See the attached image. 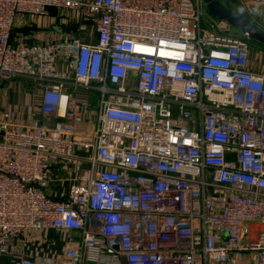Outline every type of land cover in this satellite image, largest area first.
<instances>
[{
    "label": "built area",
    "instance_id": "built-area-1",
    "mask_svg": "<svg viewBox=\"0 0 264 264\" xmlns=\"http://www.w3.org/2000/svg\"><path fill=\"white\" fill-rule=\"evenodd\" d=\"M220 2L264 29V0ZM202 4L0 0V84L40 85L29 122L0 115V254L54 229L79 236L58 260L18 264H226L242 251L264 264V73L248 67L246 34L202 26ZM28 16L90 21L94 40H10L38 27ZM79 89L95 95L93 120Z\"/></svg>",
    "mask_w": 264,
    "mask_h": 264
},
{
    "label": "crops",
    "instance_id": "crops-1",
    "mask_svg": "<svg viewBox=\"0 0 264 264\" xmlns=\"http://www.w3.org/2000/svg\"><path fill=\"white\" fill-rule=\"evenodd\" d=\"M229 2L234 8L237 7L234 0H229ZM58 20L60 23H63L60 19L55 18V21ZM81 25L82 24H80V28L78 27L77 30L73 32H68V30H57L61 33V35H59V33L58 35L60 37H63L66 34L67 37H73L72 35H74L83 40L82 35L79 34V31H83L84 29L81 28ZM261 25L264 26L262 22ZM31 33L34 37L37 36L36 31H32ZM94 36L93 39L87 41L92 42L94 40ZM260 48L264 50L263 47ZM253 70L255 72H261L258 69ZM13 80H15V82H13ZM13 84H20L21 89H17L18 91L14 92V90L11 89ZM39 93L40 85L26 78L16 77L13 78L12 81L10 80L9 82H2L0 84V115L3 116L5 111H14L15 121L19 123L29 122V120L38 113ZM2 109L5 111L1 112ZM70 236L78 237L79 233L73 231L58 232L54 229H44L38 232H29L24 237L12 239L13 244L16 246V252L11 255L0 254V264H18L21 255L32 259H41L43 262L51 263L50 261L58 260L60 258L62 250L65 246V242ZM232 256H235V254Z\"/></svg>",
    "mask_w": 264,
    "mask_h": 264
},
{
    "label": "rangeland",
    "instance_id": "rangeland-1",
    "mask_svg": "<svg viewBox=\"0 0 264 264\" xmlns=\"http://www.w3.org/2000/svg\"><path fill=\"white\" fill-rule=\"evenodd\" d=\"M222 2H225V0H220ZM202 11H203V19H202V26L204 28H208V23L210 21H213V18L209 16L206 9L204 8V5L202 4ZM264 13V9H263ZM64 14L58 13L57 16H63ZM29 19H35V23L38 25V29L35 30L37 32L36 38L40 39L43 42L50 43V42H57L60 43L64 40L65 37H67V34L63 37H60L61 35L60 31L57 30H68V32L75 31L74 29L70 30L67 29L63 23H60L59 20L55 21V16H46V17H31L28 16ZM64 18V17H61ZM260 20H264V18H260ZM264 24V21L262 22ZM81 28H84L83 31H79V34L82 35L83 41L86 42L87 40L93 39V36L95 35V26L92 22H82ZM80 28V25H79ZM46 31V33H45ZM59 33V35H58ZM230 33L235 35H242L241 32L237 30H232ZM64 34V33H63ZM73 37H78L74 36ZM248 67L250 69H258L262 73H264V50L260 48L255 43L252 44L251 50L248 53ZM12 81V80H11ZM15 82V80H13ZM28 86V85H26ZM11 89L14 90V92H17L21 89L20 84L15 85L13 84L11 86ZM18 89V90H17ZM70 91L74 92L72 88H70ZM76 95L79 96L82 100H85L88 104V112H87V118L90 120L95 119V115L97 112L96 107V99L94 94H90L86 96V93L83 92L81 89L77 90ZM89 98V99H88ZM253 251H242L235 254V256H231L230 260L226 264H255V256Z\"/></svg>",
    "mask_w": 264,
    "mask_h": 264
},
{
    "label": "water",
    "instance_id": "water-1",
    "mask_svg": "<svg viewBox=\"0 0 264 264\" xmlns=\"http://www.w3.org/2000/svg\"><path fill=\"white\" fill-rule=\"evenodd\" d=\"M204 8L210 17L215 21L225 20L234 29L244 33L255 44L264 48V29L259 25L253 23L245 15L233 10L229 5H223L220 0H202ZM29 30H37L36 26H23L22 28H16L10 35V40L13 39L16 33H25ZM125 264V261L122 260Z\"/></svg>",
    "mask_w": 264,
    "mask_h": 264
}]
</instances>
